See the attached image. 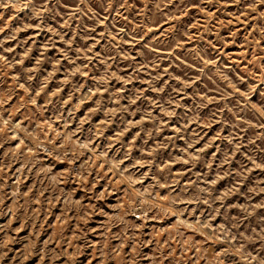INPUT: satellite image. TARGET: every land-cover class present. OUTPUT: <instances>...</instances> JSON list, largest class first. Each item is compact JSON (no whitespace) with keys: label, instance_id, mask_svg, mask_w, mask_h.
Segmentation results:
<instances>
[{"label":"rangeland","instance_id":"374dc122","mask_svg":"<svg viewBox=\"0 0 264 264\" xmlns=\"http://www.w3.org/2000/svg\"><path fill=\"white\" fill-rule=\"evenodd\" d=\"M0 264H264V0H0Z\"/></svg>","mask_w":264,"mask_h":264}]
</instances>
